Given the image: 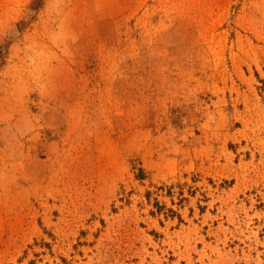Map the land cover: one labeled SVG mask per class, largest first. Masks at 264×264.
<instances>
[{"label":"rangeland","instance_id":"rangeland-1","mask_svg":"<svg viewBox=\"0 0 264 264\" xmlns=\"http://www.w3.org/2000/svg\"><path fill=\"white\" fill-rule=\"evenodd\" d=\"M0 0V264H264V0Z\"/></svg>","mask_w":264,"mask_h":264},{"label":"trees","instance_id":"trees-1","mask_svg":"<svg viewBox=\"0 0 264 264\" xmlns=\"http://www.w3.org/2000/svg\"><path fill=\"white\" fill-rule=\"evenodd\" d=\"M39 3H40V0H33L32 1V5L30 6L33 10L35 9H37L38 8V5H39ZM0 49H1V47H0ZM2 58H3V55H1V52H0V65H1V60H2Z\"/></svg>","mask_w":264,"mask_h":264}]
</instances>
